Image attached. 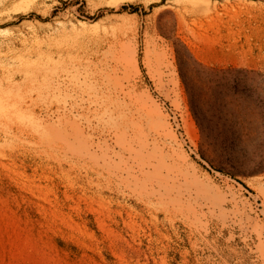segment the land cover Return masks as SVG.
Segmentation results:
<instances>
[{
	"label": "rangeland",
	"instance_id": "1",
	"mask_svg": "<svg viewBox=\"0 0 264 264\" xmlns=\"http://www.w3.org/2000/svg\"><path fill=\"white\" fill-rule=\"evenodd\" d=\"M0 264H264V0H0Z\"/></svg>",
	"mask_w": 264,
	"mask_h": 264
}]
</instances>
